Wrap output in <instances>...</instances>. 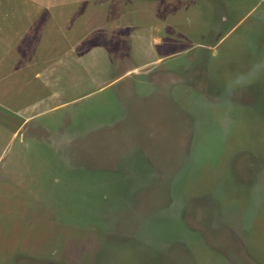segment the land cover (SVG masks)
Returning <instances> with one entry per match:
<instances>
[{
    "label": "rangeland",
    "instance_id": "1",
    "mask_svg": "<svg viewBox=\"0 0 264 264\" xmlns=\"http://www.w3.org/2000/svg\"><path fill=\"white\" fill-rule=\"evenodd\" d=\"M0 1V264H264V0Z\"/></svg>",
    "mask_w": 264,
    "mask_h": 264
},
{
    "label": "clouds",
    "instance_id": "2",
    "mask_svg": "<svg viewBox=\"0 0 264 264\" xmlns=\"http://www.w3.org/2000/svg\"><path fill=\"white\" fill-rule=\"evenodd\" d=\"M258 67H260V65H254V68H258ZM249 82L250 80L247 77L240 76V77H237L234 82H231L229 86L231 87L233 86V84L243 86Z\"/></svg>",
    "mask_w": 264,
    "mask_h": 264
},
{
    "label": "crops",
    "instance_id": "3",
    "mask_svg": "<svg viewBox=\"0 0 264 264\" xmlns=\"http://www.w3.org/2000/svg\"><path fill=\"white\" fill-rule=\"evenodd\" d=\"M10 6V5H9ZM34 6V1H31V2H27V8H29V7H33ZM0 8H2V3H1V1H0ZM0 13H1V10H0Z\"/></svg>",
    "mask_w": 264,
    "mask_h": 264
}]
</instances>
